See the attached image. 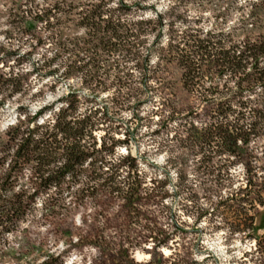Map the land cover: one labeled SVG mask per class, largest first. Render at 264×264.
I'll list each match as a JSON object with an SVG mask.
<instances>
[{"label":"trees","instance_id":"obj_1","mask_svg":"<svg viewBox=\"0 0 264 264\" xmlns=\"http://www.w3.org/2000/svg\"><path fill=\"white\" fill-rule=\"evenodd\" d=\"M167 1L159 9L153 0H11L10 25L30 49L20 45L9 67L0 64V107L5 96L31 92L34 78L41 83L35 96L55 95L71 79L79 86L31 114L19 106L0 135V236L18 230L38 203L49 219L109 196L139 218V204L161 203L170 190L193 197L196 181L216 199L211 212L254 239L264 256V216L257 223L264 208V141L260 151L257 145L264 139V0ZM190 6L198 13L189 14ZM211 8L205 27L203 11ZM170 64L192 97L183 107L165 75ZM153 99L166 111V142L158 147L171 141L181 149L170 165L169 157L158 165L130 150L137 129L129 122ZM238 165L242 175L235 178ZM173 223L170 233L152 228L155 248L183 232Z\"/></svg>","mask_w":264,"mask_h":264},{"label":"rangeland","instance_id":"obj_2","mask_svg":"<svg viewBox=\"0 0 264 264\" xmlns=\"http://www.w3.org/2000/svg\"><path fill=\"white\" fill-rule=\"evenodd\" d=\"M153 1L159 9H165L168 5L167 0ZM10 6L11 0H0V64L6 67L17 57L14 52L30 49L29 45H21L17 31H13L10 25ZM212 8L203 11V14L211 16ZM188 9L191 15L198 13L194 6ZM238 13L234 11V16ZM210 21L212 18H207L203 26H208ZM19 46L21 50H18ZM40 52L41 48L33 51L31 60L39 58ZM22 67L28 68L29 63L24 62ZM179 74L173 64L169 65V72L165 73L174 84L178 100L176 105L183 107L192 101V97L181 88ZM32 85L34 88L31 92L5 96V102L0 107V135L15 122L19 106L27 107L31 114L69 86H79L71 79L58 85L55 95L47 92L35 96L32 93L41 83L34 78ZM107 92H102V98ZM155 99L141 104L137 109L138 117L129 122L137 129V140L130 142V150L132 153L139 151L158 165L166 164L169 157L171 162L167 164L170 165L178 159L181 149L169 144L171 141L158 147L159 142H166L161 123L166 111ZM117 135L121 137V133ZM262 141L264 139L257 144L259 151ZM125 150L122 146L118 151L124 153ZM189 167H192L190 162L186 168ZM176 168H170L169 187L174 190ZM231 172L235 178L241 177L242 167L238 165ZM189 174V181L194 183V174L190 170ZM190 191L196 195L187 198L186 193L189 191L184 189L179 195L173 196L170 190V195L161 203L148 201L139 204V218L130 217L122 200L109 196L103 197L96 206L87 205L49 219L40 216L38 203L33 215H29L18 230L0 236V264H264V256L256 250L254 239L246 237L244 233L234 232L230 220L223 221L219 214L211 212L215 198H209L196 181ZM225 192L226 189H223L220 193L225 195ZM259 209L258 224L264 216V208ZM170 210L175 212L172 217ZM173 219L184 229L183 232L176 230L177 234L168 241V246L155 248L152 228L159 226L170 233L175 229ZM261 231L257 230L258 233ZM158 252L163 254L164 259L160 258ZM49 254L53 257L49 258Z\"/></svg>","mask_w":264,"mask_h":264}]
</instances>
